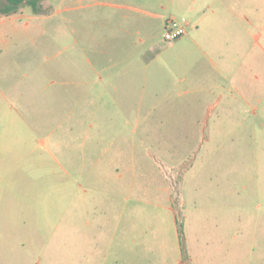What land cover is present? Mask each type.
<instances>
[{"label":"rangeland","instance_id":"374dc122","mask_svg":"<svg viewBox=\"0 0 264 264\" xmlns=\"http://www.w3.org/2000/svg\"><path fill=\"white\" fill-rule=\"evenodd\" d=\"M232 1L222 27L170 0L0 17V177H31L30 244L4 235L0 264H264V0Z\"/></svg>","mask_w":264,"mask_h":264},{"label":"crops","instance_id":"0c3cea01","mask_svg":"<svg viewBox=\"0 0 264 264\" xmlns=\"http://www.w3.org/2000/svg\"><path fill=\"white\" fill-rule=\"evenodd\" d=\"M170 2H171L170 5L172 11H174L172 5L174 4L177 5L178 8L186 11L185 14L188 16V19H190L191 22L195 15H197L199 12L205 13V11H210L212 13V16H214V18H216L219 21L220 27H222L223 23L225 22L227 24L233 22V17L235 18L234 22L237 23V20L239 18L238 13L236 11L237 2H233L232 0H204V1L203 0H170ZM243 4L247 7L248 1L246 0V2H244ZM161 8L165 11H168V6L166 7L161 6ZM153 16L156 19H165L166 17L165 15L162 14H153ZM11 17H13V15H11L9 18ZM190 21L186 22V24L189 25V27L191 26ZM1 23L0 25H2ZM199 24L201 25L200 22ZM206 27L207 25L204 24V28ZM191 39L199 47L200 46L202 47L201 40L203 39V36L199 32V28L197 32L194 35H192ZM91 83L92 82H87V83L79 82L77 86L84 87V86H88ZM45 91L46 89H44V92ZM44 97H46V95H44ZM16 112L18 113L17 110ZM28 129H29L28 135H30L29 122H28ZM15 149L16 151L18 150L17 147L14 148V150ZM24 153H25V149H24ZM23 163L24 164H21L15 161L13 165L10 166V163L6 161V159H3L2 164L4 165V167L7 168V170L5 171V174L2 177H0V238L6 235L8 238L11 239L12 246L14 248L17 247L18 250H20L21 243H24L25 241L27 242L28 245L30 244V232H31L30 160L28 159L27 161L28 173H29L27 180L25 179V177H21L20 175L21 167L23 165L25 166V161ZM10 167H12L11 170L9 169ZM94 167H99V163H97ZM25 186L27 193H25ZM134 190H136V185L133 182H131L130 191H134ZM139 191L141 192L142 190ZM85 193H88V191L85 190ZM25 234H26V239H25ZM177 234H178V228H177Z\"/></svg>","mask_w":264,"mask_h":264},{"label":"trees","instance_id":"16d2710c","mask_svg":"<svg viewBox=\"0 0 264 264\" xmlns=\"http://www.w3.org/2000/svg\"><path fill=\"white\" fill-rule=\"evenodd\" d=\"M42 0H0V17L16 14L21 8L29 7L34 14L42 13Z\"/></svg>","mask_w":264,"mask_h":264},{"label":"built area","instance_id":"2783aa9c","mask_svg":"<svg viewBox=\"0 0 264 264\" xmlns=\"http://www.w3.org/2000/svg\"><path fill=\"white\" fill-rule=\"evenodd\" d=\"M189 25H181L176 20L170 19L167 20V26L165 28V34L164 39L166 42H174L188 33V27Z\"/></svg>","mask_w":264,"mask_h":264}]
</instances>
